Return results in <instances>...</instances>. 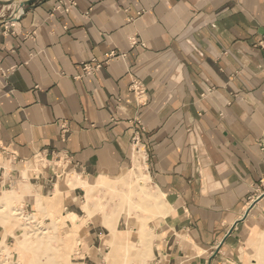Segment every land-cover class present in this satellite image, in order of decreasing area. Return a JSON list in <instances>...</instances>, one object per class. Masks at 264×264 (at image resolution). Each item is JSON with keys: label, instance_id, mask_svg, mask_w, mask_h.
<instances>
[{"label": "crops", "instance_id": "crops-1", "mask_svg": "<svg viewBox=\"0 0 264 264\" xmlns=\"http://www.w3.org/2000/svg\"><path fill=\"white\" fill-rule=\"evenodd\" d=\"M56 4L0 24V191L34 159L76 212L79 182L141 163L162 206L140 264H264V0Z\"/></svg>", "mask_w": 264, "mask_h": 264}, {"label": "rangeland", "instance_id": "rangeland-1", "mask_svg": "<svg viewBox=\"0 0 264 264\" xmlns=\"http://www.w3.org/2000/svg\"><path fill=\"white\" fill-rule=\"evenodd\" d=\"M13 9L0 4V15ZM27 164L22 185L0 191V264H83L93 245L108 264H140L137 257L146 252L140 244H149L148 226L162 206L141 163L105 183L79 182L85 195L76 212L63 203V183L45 196L33 192L29 173L42 169ZM89 226L100 232L97 238L89 237Z\"/></svg>", "mask_w": 264, "mask_h": 264}, {"label": "built area", "instance_id": "built-area-1", "mask_svg": "<svg viewBox=\"0 0 264 264\" xmlns=\"http://www.w3.org/2000/svg\"><path fill=\"white\" fill-rule=\"evenodd\" d=\"M71 5H75V0H70ZM57 10L61 11H68V6L65 5V0H57V4L55 6ZM102 63L96 61L95 59H92L89 62H83L82 63V73L84 75L91 74L94 71H97L101 68ZM140 91L139 88H134V91Z\"/></svg>", "mask_w": 264, "mask_h": 264}, {"label": "water", "instance_id": "water-1", "mask_svg": "<svg viewBox=\"0 0 264 264\" xmlns=\"http://www.w3.org/2000/svg\"><path fill=\"white\" fill-rule=\"evenodd\" d=\"M35 1H37V0H6V1L0 0V4L1 5L14 4V9L10 13V15L8 17H6L5 19H3L2 21H0V24H3L5 22H7V21L15 19L17 14H18V12H19V10H18L19 8L22 9L25 6L31 5Z\"/></svg>", "mask_w": 264, "mask_h": 264}, {"label": "bare ground", "instance_id": "bare-ground-1", "mask_svg": "<svg viewBox=\"0 0 264 264\" xmlns=\"http://www.w3.org/2000/svg\"><path fill=\"white\" fill-rule=\"evenodd\" d=\"M18 10H20V8ZM38 163H39V161H38ZM35 164H37V163H35V160L33 159L32 161L28 162L27 167L30 168L31 166H35ZM24 169H27V168L25 167ZM23 172H25V171H23Z\"/></svg>", "mask_w": 264, "mask_h": 264}]
</instances>
